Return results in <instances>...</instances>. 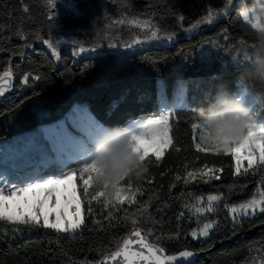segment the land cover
Instances as JSON below:
<instances>
[{"label": "snow or ice", "instance_id": "6c2138e0", "mask_svg": "<svg viewBox=\"0 0 264 264\" xmlns=\"http://www.w3.org/2000/svg\"><path fill=\"white\" fill-rule=\"evenodd\" d=\"M82 2L86 7L92 6L91 0H45L44 14L48 34L47 38H44L37 33L36 39L41 41L48 51L41 50L37 53L41 61L36 67L28 71H20L18 77L20 88L30 86L31 81L33 95L36 96L35 85L51 79L48 72L41 69L56 71L57 62L62 59L65 61L64 72L57 74L61 77H71L68 57L61 55L62 44L69 47V55L75 63L81 57L108 58L113 54H120L121 50L127 56L137 46L148 41L179 39L175 31H169L163 26V18L159 22L140 20L136 16L128 20L123 14L131 15L130 10L134 5L130 0L126 3L121 0H104L98 5L101 12L94 17V22L107 20L110 25L135 24L143 30V39L137 34L124 39L123 43L112 42L113 36L107 35L108 28L103 27L97 30L95 40H82L76 35L77 31L82 30L63 23L59 14V7H64L76 17L84 15ZM109 3L118 6L123 18L111 20L107 8ZM169 4L165 5L166 15H171L182 22L185 16L183 14L177 16L174 6L170 7ZM234 5L236 0H221L219 5L206 7L205 14L192 23L186 31L191 32L204 24L212 25L224 16L230 17ZM241 7L242 10L236 13V19L230 21L231 25L233 27L247 25L252 29V37L259 41V38L264 36V23L258 22L256 12L259 10L264 13V0L259 3V9L255 4L252 8ZM23 12L25 15L30 13L31 6L24 5ZM259 20L264 21V15L260 16ZM2 27L3 25H0V28ZM21 33L23 28L17 34L21 35ZM21 38L25 40V47L32 48V51L36 52V48L27 43L29 39L27 35H21ZM105 38L109 41L107 44L103 43ZM221 40L224 41L223 45ZM86 44L89 46L86 47ZM206 45L225 52V55L221 56L213 52ZM188 46L192 48L199 46L201 49L197 75L191 80L183 78L177 80L171 101L161 87L158 114L152 118H137L131 120L129 126L110 131L87 109L76 107L64 119L37 127L4 146V151L0 152V226H3L0 228V238H6L9 228L13 234L22 233L24 230L32 232L41 229L48 234V230H51L57 235V243L62 234L75 237L79 233L82 236L83 229L87 227L86 220L91 218L94 211L93 202H96L102 210H106V218L110 226L113 220H118L129 231L122 237L114 236L106 242H101L98 248L88 249L90 252L98 253L99 259L69 260V264H134V257H139L141 264L143 261H147L148 264H173V262L184 264L185 260L187 264H195V257L203 251L202 248L189 250L191 246L185 245L184 250L169 255L164 243L165 241L179 243L181 236H190L194 240L204 238L206 242H211V234L219 228V221L213 217L218 215L221 204L226 215L232 217L234 234L243 229L246 220H260V223L264 224V219H260L264 217V101L254 99L252 118L245 119L240 129L230 126L227 130L228 135L221 138L206 131L205 122L197 117L196 109L191 106L188 97L193 87L199 91V86L204 81L221 79L222 74L230 69L237 71V66L251 64L253 58L260 52L259 43L250 44L246 38L236 39L231 35L230 28L226 27L214 37L199 40L196 44ZM20 55L23 56L24 53L20 52ZM177 55L183 56V50L178 51ZM49 56L53 59H49ZM166 59V57H161L160 60L145 59L141 63L159 72L161 60L166 61ZM90 66L85 65V68ZM14 75L10 68H6L0 74V96L11 90ZM66 82H70V79ZM248 95L247 88L239 89L238 99L243 100ZM25 99L29 98L25 96ZM15 107L18 108L19 105ZM8 111L11 112L13 109ZM185 112L191 115L182 116L181 113ZM0 115L4 113L0 112ZM174 119L177 122L184 120L190 124L194 146L199 153L226 155L234 161L233 176L237 179L241 177L246 179L249 175H258L259 181L256 182L258 187L250 198L232 203L219 190L209 192L206 197L203 194H194L195 186L209 185L220 180L222 167L197 165L193 162L174 169L175 175L170 180L169 188L179 186L185 191L181 193V198L176 203L174 215L168 220L169 225L174 221L175 227H170L168 234L157 235L155 226L157 224L163 226L165 221L163 216L156 219L150 212V206L156 195L149 196L146 201L139 199V196L144 194L143 181L149 173V167L146 175L138 181L123 173H117L113 179H108L104 176V168L98 162V158L93 156V147L101 136L119 142L126 135L128 138L126 146L141 163L147 166L153 161L158 163L169 147L173 146L170 133ZM235 119L239 120L240 116H236ZM242 161H246V166H242ZM72 164L76 167L70 168ZM189 188L193 189L191 193L187 192ZM149 190L151 191V188ZM189 199H194L195 203L187 202ZM125 205L135 206L136 212L129 215V209ZM122 212L124 215L121 219ZM193 215L197 226L184 228L182 222L186 218L191 219ZM94 223L98 224L99 221ZM133 247L137 250L132 251ZM51 264H55V261Z\"/></svg>", "mask_w": 264, "mask_h": 264}, {"label": "trees", "instance_id": "16d2710c", "mask_svg": "<svg viewBox=\"0 0 264 264\" xmlns=\"http://www.w3.org/2000/svg\"><path fill=\"white\" fill-rule=\"evenodd\" d=\"M121 2L126 3L129 0H121ZM130 2L134 5L130 12L137 16L150 17L155 22L163 18L162 23L165 28H172L178 22L173 16L166 15L165 5L169 4V0H130ZM220 3L221 0H170L169 6H174L177 16L180 14L185 16L182 22L179 21L185 26L194 23L204 15L206 7H213ZM252 3L253 0L236 2L230 17L219 18L205 32L191 39L179 40L172 46L148 45L124 57L114 54L108 58L82 57L78 58L75 63L69 55V48L60 47L62 57H68L67 62L72 71L71 77H61L57 74V72H64L65 61L63 59L57 62L56 71L41 69L48 72L51 79L38 82L34 87L37 95L34 96L32 82L30 81V86L20 88L18 77L21 70H31L41 61L37 53L41 50L48 51L42 42L36 39L37 33L44 38H47L48 34L44 14L45 0H0V25H3L0 28V73L6 68H10L15 73L12 94L0 100V112L4 113L0 115V142L25 133L29 129L64 119L76 103H85L89 113L110 131L123 128L131 120L137 118H152L158 114L160 84L167 98L170 99L177 80L192 79L197 75L196 69L200 65V47L192 48L188 45L214 37L217 32L226 27L230 28L231 35L236 39L246 38L250 44L258 43V40L252 37L251 29L245 25L244 27L240 25L233 27L230 23L236 19V13L242 10L241 6L250 7ZM99 4L101 0H91L92 6L86 7L82 2L81 7L85 14L80 17L74 16L64 7H59L60 19L66 25L83 30L89 25L88 16L95 17L99 12ZM24 5L31 6V12L27 15L23 12ZM108 8L113 17L121 14L118 6H114L113 3H109ZM21 28H23L21 35L29 37L27 43L32 44L36 52H33L32 48L25 47V40L17 34ZM76 35L82 40H88L86 36L78 32ZM182 42L184 43L181 45ZM180 50H183V56L177 55ZM20 52L24 55L21 56ZM161 57L167 59L166 61L161 60L159 72L141 63L145 59L160 60ZM48 58L53 59L51 56ZM181 61L184 66L179 67ZM85 65L91 66L85 68ZM250 67H254V62L237 66V71L230 69L222 74L221 79L204 82L205 84L212 82L219 86L225 78L230 81L241 78V71ZM184 70L187 71L186 74L183 73ZM69 79L70 82H66ZM243 81L251 85L252 91L258 97L257 100L264 101V80L254 78L243 79ZM25 96L29 99H25ZM210 102L211 100H208L191 105L196 109V115L201 121L210 117L214 110L208 108ZM16 105L19 107L16 108ZM8 109H13V111L9 112ZM201 110L204 112L203 117L199 115ZM181 115L186 117L191 113L185 112ZM172 124L170 135L173 138V146L169 147L160 162L153 161L148 165L149 173L143 181L144 194L139 196L140 200L146 201L149 196L156 195V199L150 206V212L156 219L163 216L165 221L163 226L159 224L155 226L157 235L168 234L169 228L175 227L174 221L169 225L168 220L174 215L176 203L181 198V193L185 191L179 186L169 188L170 180L175 175L174 169L193 162L197 165L222 167L220 180L209 185L195 186L194 194H203L206 197L209 192L219 190L232 203H239L250 198L255 188L258 187L256 182L259 181L258 175L237 179L232 175V166H234L232 159L226 155L199 153L194 146L190 124L184 120L177 122L175 119ZM69 167H76V165L72 164ZM242 186H244L243 189ZM229 188H231V193H229ZM192 191L191 188L187 189L188 193ZM187 202L194 203L195 200L189 199ZM92 207L93 214L90 219L86 220L87 227L83 229L82 236L79 233L75 237L62 234L59 243H57V235L51 230H48V234L42 229L32 232L24 230L22 233L13 234L9 228L6 238H0V264H51L53 261L55 264H69V260L99 259L98 253L90 252L88 249L100 247L101 242H106L111 237H122L129 229H125L118 220H113L110 226L106 218V210H102L96 202H93ZM125 207L129 209V215L136 212L135 206L125 205ZM123 215L122 212L121 219ZM213 218L219 221V228L211 234V242H206L204 238L194 240L190 236H181L179 243L165 241L167 254H176L184 250L185 245H190L189 250L203 249L199 252L200 256L195 264H264V224L260 223V220H246L243 229L234 234L231 224L232 217L226 215L222 204L218 208V215ZM94 221H99V223H94ZM182 226L186 229L196 227L195 216L193 215L191 219L186 218Z\"/></svg>", "mask_w": 264, "mask_h": 264}, {"label": "rangeland", "instance_id": "374dc122", "mask_svg": "<svg viewBox=\"0 0 264 264\" xmlns=\"http://www.w3.org/2000/svg\"><path fill=\"white\" fill-rule=\"evenodd\" d=\"M244 1H246V0H237L236 2H244ZM260 2H262V0H253L252 5L250 7H248V8H252V6L255 4L257 6V9H259V3ZM101 3H102V0H101ZM107 8H108V4H107ZM108 10H109V8H108ZM99 12H101V9L99 10ZM109 15H111L110 10H109ZM262 15H264V13H261V12H259V10H257V12H256V18H257L258 22L264 23V21H260L259 20V17L262 16ZM123 16H126L128 20H131L132 19V16H136V18L137 19H140V20H152L153 22H155V20L151 19L150 17L137 16V15L133 14L132 12H131V15H129L128 13H124ZM121 18H123L121 14L119 16H117V17H113L111 15V20L112 21H116L117 19H121ZM88 19H89V22H88L89 25H88V27H86L82 31H77L78 34H81L82 36H86L88 38V40H95L96 39V32H97V30L100 29V28H103V27H107L108 28L107 35L113 36L112 42L119 41L120 43H123V40L124 39H129V37L131 35H137V34H140V38L143 39V30L140 29L135 24L123 23V24H111L110 25L109 24V21H107V20H104V21H101L99 23H96V22H94V17H92V15H89L88 16ZM191 24L192 23L184 26V25H182L178 21L175 24L176 26H174L172 28H167L169 31H175L177 33L179 39L176 40V41H166V40L148 41L145 44H142V45L137 46L136 49L141 48V47H144V46H148V45L172 46V45H174L179 40L191 39L194 36H197L200 33H203V32H205L206 30H208V29H210L212 27V25L204 24V25L200 26L198 29L192 30L191 32L186 31L190 27ZM245 26L248 27L247 25H245ZM108 42L109 41L107 40V38H105L103 40V43L104 44H107ZM183 43L184 42H182L181 45ZM221 43H224V41L221 40ZM221 45H223V44H221ZM85 46L87 47L89 45L86 44ZM61 47L69 48L67 45H64V44H62ZM206 47H208L213 52H217L221 56H224L225 55V52H223V51H221L219 49H212L211 48V45H206ZM136 49H133L132 50V53ZM114 55H120V56L122 55L123 57L125 56L123 54V50H121V53L120 54H114ZM200 55H201V49H200ZM255 57L253 58L252 62H255ZM181 62L179 64V67L184 66L183 61H181ZM199 63H200V61H199ZM176 66H178V63H176ZM3 72H1L0 74H2ZM183 73L186 74L187 71L184 70ZM185 80H191V79H185ZM161 87H162V85L160 84L159 92H160ZM13 88H14V77L12 79V88H11V90L6 91L4 95L0 96V100L4 99L6 97H9L12 94ZM199 88H200V90L197 91L193 87V89L189 92V94H188L189 103L192 105V104H195V103H198V102H203V101L211 100L208 108H213L214 110H213L211 116L208 117L205 121H203L206 124V131L209 134H211L213 136H219L221 138H225L228 135V133L225 132V131H221V130L220 131H214V129H213L214 123L220 122L223 119V114L226 112L227 106L224 105V104H222V103H220V101H221L222 98L231 97V98H235V99L239 100L244 105H246V107L249 109V111L251 113V116L253 115V100L254 99L257 100L258 97L252 91L251 85L248 84V83H246V82H244L243 79L237 78L234 81H230V80H226V78H225L224 81H222L219 84V86L214 85V83H212V82L209 83V84H205V82H203L202 84H200ZM240 88H247V91H248V94H249L243 100L238 99V94H239V89ZM219 91H224V92L221 93V94H219L218 93ZM173 92H174V89L172 91L171 98L168 99L169 101L172 100ZM76 107H80V108L87 109L85 103H81V104H77L76 103V104H74L71 107V109L66 114V116H68L69 113H72L73 112V109L76 108ZM87 111H88V109H87ZM142 118H148V117H142ZM60 120H62V119H60ZM53 123H55V122H53ZM53 123H50V124H53ZM126 126H129V123ZM34 129L35 128L29 129L27 132L22 133V134H19V135H16V136H14L13 138H11L9 140L1 141L0 142V152H3L4 151V146L6 144H10L17 137L23 136L26 133L33 131ZM197 139H198V133H197ZM112 141L113 140L106 139L104 136H101L100 138H98L97 143H99V142H112ZM97 143L93 147V156L95 155V149H96ZM242 166H246V161H242Z\"/></svg>", "mask_w": 264, "mask_h": 264}, {"label": "clouds", "instance_id": "9594fccd", "mask_svg": "<svg viewBox=\"0 0 264 264\" xmlns=\"http://www.w3.org/2000/svg\"><path fill=\"white\" fill-rule=\"evenodd\" d=\"M260 52L255 57L254 67L245 68L241 71L242 79L259 78L264 80V36L259 38ZM220 103L227 106L226 112L223 114V119L214 123V131L224 129L225 132L229 127L242 128L245 119H251L249 109L242 102L235 98H222ZM201 117L204 116L203 110L199 112ZM240 116L239 120L235 117ZM115 130V129H114ZM128 138H123L117 142H99L96 145L94 158H98V162L104 168V176L108 179H113L117 173H123L131 176L137 181L142 179L147 171L148 166L139 161V159L131 152L127 145Z\"/></svg>", "mask_w": 264, "mask_h": 264}, {"label": "water", "instance_id": "95a60500", "mask_svg": "<svg viewBox=\"0 0 264 264\" xmlns=\"http://www.w3.org/2000/svg\"><path fill=\"white\" fill-rule=\"evenodd\" d=\"M12 92H13V90H12ZM136 250L137 249L135 247H133L132 251H136ZM145 255H147V251L146 250H145ZM170 255H172V254H170ZM199 256H200V253H198V255L195 257V262L197 261ZM133 260H134V264H141V260H140L139 257H134ZM143 264H148V262L147 261H143ZM173 264H175V262H173ZM184 264H187L186 260L184 261Z\"/></svg>", "mask_w": 264, "mask_h": 264}, {"label": "crops", "instance_id": "0c3cea01", "mask_svg": "<svg viewBox=\"0 0 264 264\" xmlns=\"http://www.w3.org/2000/svg\"><path fill=\"white\" fill-rule=\"evenodd\" d=\"M59 120H60V119H59ZM59 120H58V121H59ZM56 122H57V121H56Z\"/></svg>", "mask_w": 264, "mask_h": 264}]
</instances>
